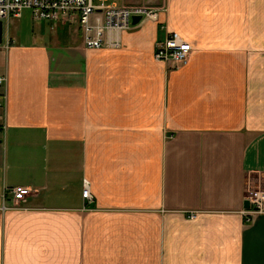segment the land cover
<instances>
[{
  "label": "crops",
  "instance_id": "obj_1",
  "mask_svg": "<svg viewBox=\"0 0 264 264\" xmlns=\"http://www.w3.org/2000/svg\"><path fill=\"white\" fill-rule=\"evenodd\" d=\"M157 4L99 49L76 20L3 24L0 264H264V213L241 214L264 187V0ZM168 32L191 44L174 67Z\"/></svg>",
  "mask_w": 264,
  "mask_h": 264
},
{
  "label": "built area",
  "instance_id": "obj_2",
  "mask_svg": "<svg viewBox=\"0 0 264 264\" xmlns=\"http://www.w3.org/2000/svg\"><path fill=\"white\" fill-rule=\"evenodd\" d=\"M108 0H0V20L9 17H20L24 9H29L32 18L49 22L68 24L77 21L83 46L88 49H99L113 40L111 34L126 30L132 26L133 16L143 18L157 17L154 9L136 5H116ZM191 44L176 32H168L155 44L153 58L156 61L170 64L173 67L186 60ZM171 66V67H172ZM5 80L0 77V84ZM0 99H5L1 95ZM1 119V115H0ZM4 126L0 125V131ZM17 204L30 193L26 186H14L8 189ZM81 196L87 203L93 200L90 182L82 178ZM245 199L250 208L244 211L246 221H251L256 214L264 213V187L248 189Z\"/></svg>",
  "mask_w": 264,
  "mask_h": 264
},
{
  "label": "rangeland",
  "instance_id": "obj_3",
  "mask_svg": "<svg viewBox=\"0 0 264 264\" xmlns=\"http://www.w3.org/2000/svg\"><path fill=\"white\" fill-rule=\"evenodd\" d=\"M107 3H109V4L110 3H114L116 5H136V6L147 7V8H151V9L156 10L157 14H158V12L160 10L159 8L163 7V5H158L157 4V0H155V1L154 0H108ZM31 17H32L31 11L29 9H24L22 11L21 19H15V18H12V17H10L8 19H4V21H3V24H4V37L5 38L9 37V31L11 32V34H12V31H14L16 35L21 36V35H28L29 33L32 32V29H34V31L38 32V33L39 32H50L53 29L54 30H61V28H58V27H54L53 29H51V26H53V25H48L44 21L43 22H38L37 21V22L32 23ZM140 21H141V19L139 20V22ZM8 24H9V26H8ZM75 25H77L76 22L71 23L69 28L65 27L66 30H64V31H67L68 29H75ZM2 77H4V76H2ZM5 80H6V78H5ZM5 80L3 82H5ZM1 95H3V93L0 94V96ZM257 188H260V186L257 187ZM251 189H255V188H251ZM247 190H246V193H247ZM249 208H250V205L248 203L247 208L242 210L241 214L244 217L245 222H249L250 223V222H252L253 219L251 221H246V218H245L244 213H243L244 211H246Z\"/></svg>",
  "mask_w": 264,
  "mask_h": 264
},
{
  "label": "water",
  "instance_id": "obj_4",
  "mask_svg": "<svg viewBox=\"0 0 264 264\" xmlns=\"http://www.w3.org/2000/svg\"><path fill=\"white\" fill-rule=\"evenodd\" d=\"M140 16H133L132 25H135L139 22ZM2 35H3V21L0 20V44L2 43Z\"/></svg>",
  "mask_w": 264,
  "mask_h": 264
}]
</instances>
